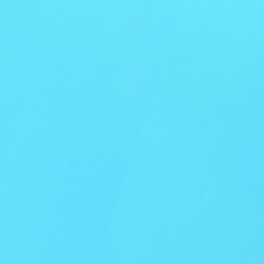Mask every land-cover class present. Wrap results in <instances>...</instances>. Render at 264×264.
<instances>
[{"label":"water","instance_id":"water-1","mask_svg":"<svg viewBox=\"0 0 264 264\" xmlns=\"http://www.w3.org/2000/svg\"><path fill=\"white\" fill-rule=\"evenodd\" d=\"M0 264H264V0H0Z\"/></svg>","mask_w":264,"mask_h":264}]
</instances>
